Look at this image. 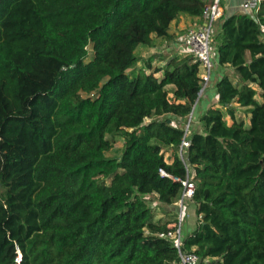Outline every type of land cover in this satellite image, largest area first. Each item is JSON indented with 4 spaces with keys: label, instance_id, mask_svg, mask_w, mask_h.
<instances>
[{
    "label": "trees",
    "instance_id": "16d2710c",
    "mask_svg": "<svg viewBox=\"0 0 264 264\" xmlns=\"http://www.w3.org/2000/svg\"><path fill=\"white\" fill-rule=\"evenodd\" d=\"M208 1L0 0V264H173L158 235L177 221L186 165L197 222L184 249L264 264V0L215 23L227 73L187 132L199 64L173 55L153 69L136 52L172 41L181 15L201 23Z\"/></svg>",
    "mask_w": 264,
    "mask_h": 264
},
{
    "label": "built area",
    "instance_id": "2783aa9c",
    "mask_svg": "<svg viewBox=\"0 0 264 264\" xmlns=\"http://www.w3.org/2000/svg\"><path fill=\"white\" fill-rule=\"evenodd\" d=\"M263 0H247L242 3L241 8L251 14L257 13L259 4ZM222 0H209L203 7L201 14V23L196 26L187 29L186 33L182 37V44L189 50L194 60L200 66L199 79L201 84V93L205 91L212 79V72L216 67V58L213 49V30L214 25L218 19L224 14V7L222 6ZM193 119V115L189 116L185 132L191 126L190 122ZM189 147V140L184 136L181 145L179 147V155L182 158L185 150ZM186 177L184 180L175 179L180 182L183 187L182 198L175 206L178 208L177 221L167 228L168 230L158 235V238L167 240L177 251V260L173 264H201L198 256L194 252H188L184 249V227H183V208L184 201H189L194 194L195 185L193 183V172L186 165ZM162 176L165 175L163 171H160Z\"/></svg>",
    "mask_w": 264,
    "mask_h": 264
},
{
    "label": "crops",
    "instance_id": "0c3cea01",
    "mask_svg": "<svg viewBox=\"0 0 264 264\" xmlns=\"http://www.w3.org/2000/svg\"><path fill=\"white\" fill-rule=\"evenodd\" d=\"M245 1H247V0H222L221 3H222V6L224 7V14L233 15V14H237V13L242 12L241 5ZM199 24H200V21L198 19L190 18V17L185 16V15L179 16L175 21H173L171 23L170 28H169V33L173 37L172 41H165V40H160V39L156 38V39H154L155 44L153 47H150V48L139 47V48H137V51H136L137 56L141 60L145 59L143 56L144 54H148L146 58L154 57V60L151 63L153 69L163 68L166 64V61H167L166 57L165 58L160 57L162 55V53L157 51V49L159 47L164 48L165 50H168L167 48L170 47L171 50L173 51V55L179 56V58L187 56V55H180V53H181L180 50H177L175 48V46L179 47V43L182 42V37L180 36L181 33L182 34L186 33L187 29L192 28V27H196ZM179 36H180V38H179ZM153 38L154 37H152V39ZM185 53H187V52H185ZM215 58H216V56H215ZM158 63L160 65H158ZM226 73H227V70H225L223 68L215 67L214 71L212 72L211 82L209 84V87L211 89L209 95L206 96V98H204V99H202L203 96L201 95L198 103L195 106L194 115L196 118L199 117V115H201L209 106H211L212 104H214L216 102L214 84L222 75H224ZM157 75L159 77L161 75V73H157ZM247 121H248V119H247ZM187 230L188 231L186 233H189L192 231L189 227H187Z\"/></svg>",
    "mask_w": 264,
    "mask_h": 264
},
{
    "label": "rangeland",
    "instance_id": "374dc122",
    "mask_svg": "<svg viewBox=\"0 0 264 264\" xmlns=\"http://www.w3.org/2000/svg\"><path fill=\"white\" fill-rule=\"evenodd\" d=\"M184 34L185 33H181V37H183L184 36ZM180 36H179V38H180ZM166 41V40H165ZM182 42H180L179 43V47H176L175 46V48L177 49V50H180V52L182 53H180V55H189L188 53H189V50L186 48V47H184V45L183 44H181ZM170 47H168L167 49L168 50H165L164 48H161V47H159L158 49H157V51H159V52H161L162 53V55L160 56V57H166V58H169V57H172L173 56V51L171 50V48L169 49ZM185 52H187V53H185ZM147 55L148 54H144L143 56H144V58L145 59H142V61H144V60H147L148 58H146L147 57ZM179 57V56H178ZM181 58V57H180ZM140 59V58H139ZM88 60V59H87ZM158 65H160L159 63H158ZM136 66V68H134V70H133V68L132 69H130L129 71H128V74L129 75H133V74H136L137 73V71L139 70V68L142 66V62L141 61H139V63L137 64V65H135ZM155 77H158V75L157 74H155ZM210 84V83H209ZM166 90L169 92V94H168V97L169 98H171L172 97V90H173V87L172 86H168L167 88H166ZM210 91H211V89H210V87L208 86V88L205 90V91H203L202 93H201V95L203 96L202 97V99H204V98H206V96H208L209 95V93H210ZM247 117L248 116H246V114L245 113H243V112H241V113H238V115H237V120H244L245 122L247 121ZM194 122H196V120H197V118L195 117V115H193V119H192ZM197 125V124H196ZM123 140L121 139V138H119V137H116L115 139H114V142H113V146H112V149L109 151V153L107 154V156L108 157H112V158H116V159H118L119 157H120V155H121V150H122V147H123ZM170 157H171V151H168L167 153H165V160L166 161H169L170 160ZM150 201H151V203L152 204H154L155 205V201L153 200V199H150ZM154 217L157 219H164L165 217L163 216V212L161 211V209L160 208H158V207H156V209L154 210ZM167 217V216H166ZM183 220H184V222H183V227H184V233H185V235L187 234L186 232L188 231L187 230V227H189L191 230L192 229H194L195 227H196V222H197V217H196V214L194 213V209H193V207L191 206V204L190 203H188V204H186L185 206H184V208H183Z\"/></svg>",
    "mask_w": 264,
    "mask_h": 264
}]
</instances>
